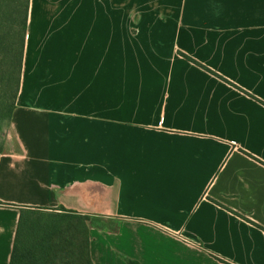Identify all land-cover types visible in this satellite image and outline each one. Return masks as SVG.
Returning a JSON list of instances; mask_svg holds the SVG:
<instances>
[{
    "label": "crops",
    "instance_id": "1",
    "mask_svg": "<svg viewBox=\"0 0 264 264\" xmlns=\"http://www.w3.org/2000/svg\"><path fill=\"white\" fill-rule=\"evenodd\" d=\"M8 132L0 264L62 207L94 264H264V0H30Z\"/></svg>",
    "mask_w": 264,
    "mask_h": 264
},
{
    "label": "trees",
    "instance_id": "2",
    "mask_svg": "<svg viewBox=\"0 0 264 264\" xmlns=\"http://www.w3.org/2000/svg\"><path fill=\"white\" fill-rule=\"evenodd\" d=\"M29 9L30 0H0V132L5 125L10 129L17 110ZM4 150L5 143L0 140V153ZM20 211L10 264H94L92 225L103 230H118L103 218L78 214L64 207L56 210L22 208ZM126 262L140 264L129 258Z\"/></svg>",
    "mask_w": 264,
    "mask_h": 264
},
{
    "label": "rangeland",
    "instance_id": "3",
    "mask_svg": "<svg viewBox=\"0 0 264 264\" xmlns=\"http://www.w3.org/2000/svg\"><path fill=\"white\" fill-rule=\"evenodd\" d=\"M8 129H9V126L8 125H5V127L3 129L4 132L3 131H2L3 133L0 132V137L2 138L0 140L5 143V147H7V144H8L7 137H9V136L12 135L10 132H8ZM5 139H6V141H5ZM92 227H97V226L96 225H92Z\"/></svg>",
    "mask_w": 264,
    "mask_h": 264
}]
</instances>
